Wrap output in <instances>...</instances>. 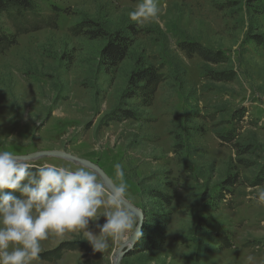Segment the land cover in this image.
<instances>
[{
	"label": "rangeland",
	"instance_id": "374dc122",
	"mask_svg": "<svg viewBox=\"0 0 264 264\" xmlns=\"http://www.w3.org/2000/svg\"><path fill=\"white\" fill-rule=\"evenodd\" d=\"M140 2L39 0L36 15H20L24 31L0 54V150L66 151L116 183L120 163L128 201L145 215L121 264H264V0H157L158 20L138 23L128 13ZM129 24L125 59L104 67L108 33ZM0 27L14 32L8 19ZM146 65L162 78L150 105L137 96L118 106L130 71ZM131 233L103 252L79 230L50 233L32 264H112Z\"/></svg>",
	"mask_w": 264,
	"mask_h": 264
},
{
	"label": "clouds",
	"instance_id": "9594fccd",
	"mask_svg": "<svg viewBox=\"0 0 264 264\" xmlns=\"http://www.w3.org/2000/svg\"><path fill=\"white\" fill-rule=\"evenodd\" d=\"M157 0H142L128 13L132 21H156ZM126 173L120 163L115 176L120 183L108 185L88 165L75 167L58 163L36 166L27 157L0 150V264H32L44 251L42 241L50 233L64 235L77 230L94 251L103 252L109 237L117 238L131 230L142 236V217L128 206ZM264 203V189L256 192ZM103 215L98 232L89 229L91 221ZM252 260V257H249Z\"/></svg>",
	"mask_w": 264,
	"mask_h": 264
},
{
	"label": "trees",
	"instance_id": "16d2710c",
	"mask_svg": "<svg viewBox=\"0 0 264 264\" xmlns=\"http://www.w3.org/2000/svg\"><path fill=\"white\" fill-rule=\"evenodd\" d=\"M38 1L39 0H0V21L2 18L10 20L12 27L14 28V32L6 33L0 27V54L14 44L17 35H19V31H24L23 26H21V20H19L20 15L22 16L23 12H29L30 14L36 15ZM20 19H22V17H20ZM95 30L94 37H105L107 34L103 29L96 28ZM135 31L136 29L134 25L129 24L122 30L108 33V35H110L106 38V42L100 50V60L104 67L113 69L125 59ZM182 47L187 52L197 53L206 61L211 59L209 52L197 44H183ZM161 81L162 78L160 74L156 72L153 66L146 65L145 67L132 69L127 77L125 87L119 96L118 106L137 96L141 98L140 106H149ZM117 109H120L119 111L122 112L121 115L125 119L131 117L127 110L121 109L120 107ZM158 196L162 200L167 199L162 193L158 194ZM167 216L168 215H166V217ZM161 218L162 216H159V218L156 217L154 223L160 224ZM162 223H168V220L166 222V220L163 219ZM208 225L214 229L217 236L219 235V237L222 238L223 233L217 224ZM139 240L140 239L138 238L136 243H139Z\"/></svg>",
	"mask_w": 264,
	"mask_h": 264
},
{
	"label": "water",
	"instance_id": "95a60500",
	"mask_svg": "<svg viewBox=\"0 0 264 264\" xmlns=\"http://www.w3.org/2000/svg\"><path fill=\"white\" fill-rule=\"evenodd\" d=\"M23 157H27L30 161L36 160V159H42L45 157H58L61 159L68 160L74 164L78 165H88L91 168H95L97 172L104 178L105 182L108 185H111L113 181L107 176V174L95 163L86 160L84 158L77 157L73 154H70L66 151H58V150H50V151H38L28 154L20 155ZM128 206L134 211V213L137 215V217L143 218V223L140 225V230L142 232L145 215L143 214L142 210L133 204H131L129 201H127ZM138 235H134L133 232L130 234V236L127 238V240L124 241L123 244H121L119 247H117L113 253V263L112 264H121V260L124 257V255L129 252L131 248L135 245Z\"/></svg>",
	"mask_w": 264,
	"mask_h": 264
}]
</instances>
